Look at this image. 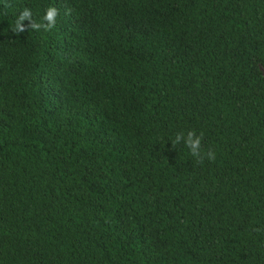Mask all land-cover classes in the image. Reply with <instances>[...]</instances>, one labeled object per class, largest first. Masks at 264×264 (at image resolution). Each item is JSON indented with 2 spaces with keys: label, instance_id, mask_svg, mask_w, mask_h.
Masks as SVG:
<instances>
[{
  "label": "trees",
  "instance_id": "obj_1",
  "mask_svg": "<svg viewBox=\"0 0 264 264\" xmlns=\"http://www.w3.org/2000/svg\"><path fill=\"white\" fill-rule=\"evenodd\" d=\"M260 65L264 0H0V264H264Z\"/></svg>",
  "mask_w": 264,
  "mask_h": 264
},
{
  "label": "clouds",
  "instance_id": "obj_2",
  "mask_svg": "<svg viewBox=\"0 0 264 264\" xmlns=\"http://www.w3.org/2000/svg\"><path fill=\"white\" fill-rule=\"evenodd\" d=\"M57 13L54 8L47 9L45 15L43 16V20L46 21V25L36 24L33 27H46L51 28L55 23V17ZM31 13L28 9H24L17 20L15 21V31L22 33L24 31L23 23L24 21L31 22ZM183 142L184 146L189 150L190 154L198 159H207L208 161H213L215 159V152L212 150H208L207 152H203L201 150V137L196 135L194 132L189 131L187 134H176L174 143Z\"/></svg>",
  "mask_w": 264,
  "mask_h": 264
},
{
  "label": "rangeland",
  "instance_id": "obj_3",
  "mask_svg": "<svg viewBox=\"0 0 264 264\" xmlns=\"http://www.w3.org/2000/svg\"><path fill=\"white\" fill-rule=\"evenodd\" d=\"M259 70H260L261 74L264 76V66L260 65Z\"/></svg>",
  "mask_w": 264,
  "mask_h": 264
}]
</instances>
